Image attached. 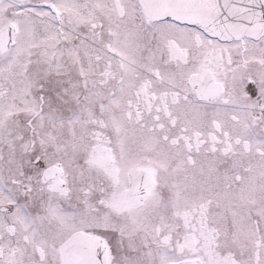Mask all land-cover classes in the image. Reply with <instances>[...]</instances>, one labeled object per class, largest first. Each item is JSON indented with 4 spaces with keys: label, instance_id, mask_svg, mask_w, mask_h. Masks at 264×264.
<instances>
[{
    "label": "snow or ice",
    "instance_id": "1",
    "mask_svg": "<svg viewBox=\"0 0 264 264\" xmlns=\"http://www.w3.org/2000/svg\"><path fill=\"white\" fill-rule=\"evenodd\" d=\"M0 264H264V0H0Z\"/></svg>",
    "mask_w": 264,
    "mask_h": 264
}]
</instances>
